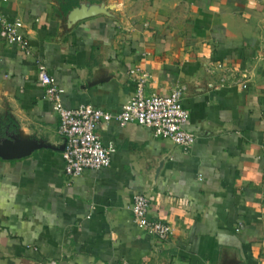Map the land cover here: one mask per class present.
Returning a JSON list of instances; mask_svg holds the SVG:
<instances>
[{"label": "crops", "instance_id": "crops-1", "mask_svg": "<svg viewBox=\"0 0 264 264\" xmlns=\"http://www.w3.org/2000/svg\"><path fill=\"white\" fill-rule=\"evenodd\" d=\"M80 4L105 13L70 26ZM0 10L32 45L25 55L0 40V126L35 145L0 158V264H264V0H11ZM36 58L68 109L119 112L144 75L148 96L181 90L192 148L112 122L97 130L114 150L110 168L69 180ZM138 193L169 240L135 223Z\"/></svg>", "mask_w": 264, "mask_h": 264}, {"label": "built area", "instance_id": "built-area-1", "mask_svg": "<svg viewBox=\"0 0 264 264\" xmlns=\"http://www.w3.org/2000/svg\"><path fill=\"white\" fill-rule=\"evenodd\" d=\"M11 0H0L7 4ZM20 20L9 19L0 10V40L6 45L17 46L25 55H32V45L23 30ZM38 80L45 88L46 97L59 117V134L64 138L65 175L69 180L82 176L86 171L99 172L110 168L114 150L104 145L97 130L112 122L120 126L136 124L150 129L154 137L170 141L184 150L192 148L195 135L186 130L190 114L183 106V93L174 89L164 96H148L145 93L147 75L140 77L135 96L123 105L119 112L112 113L83 105L68 109L63 105V90L55 83L46 65L36 58ZM247 88V85H243ZM152 200L147 193H138L129 209L134 221L142 229L160 241L172 235L170 225L150 216Z\"/></svg>", "mask_w": 264, "mask_h": 264}, {"label": "water", "instance_id": "water-1", "mask_svg": "<svg viewBox=\"0 0 264 264\" xmlns=\"http://www.w3.org/2000/svg\"><path fill=\"white\" fill-rule=\"evenodd\" d=\"M101 9V7L93 8L80 4L79 7L71 11L68 17V22L71 24L70 26H72L76 22L88 17L105 13L101 11ZM21 136L20 133L10 134L9 128L4 129L0 126V158L5 160L20 158L27 155L33 148H35L34 144H28L26 141H23Z\"/></svg>", "mask_w": 264, "mask_h": 264}]
</instances>
